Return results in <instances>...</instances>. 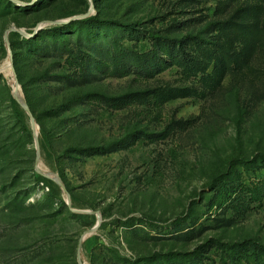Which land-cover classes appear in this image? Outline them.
Wrapping results in <instances>:
<instances>
[{
    "label": "rangeland",
    "instance_id": "rangeland-1",
    "mask_svg": "<svg viewBox=\"0 0 264 264\" xmlns=\"http://www.w3.org/2000/svg\"><path fill=\"white\" fill-rule=\"evenodd\" d=\"M258 7L0 0V264H264V44L207 56Z\"/></svg>",
    "mask_w": 264,
    "mask_h": 264
},
{
    "label": "trees",
    "instance_id": "trees-1",
    "mask_svg": "<svg viewBox=\"0 0 264 264\" xmlns=\"http://www.w3.org/2000/svg\"><path fill=\"white\" fill-rule=\"evenodd\" d=\"M258 1L261 7L239 11V15H232L219 23L220 30L217 40L209 46L207 56H215L222 61V64L226 65L227 69H230L244 67L248 60L259 52L264 44V8L262 7L264 0ZM131 30L133 33H138L136 29ZM237 40H239V44L236 45ZM180 49L182 56L186 57V46L182 47L180 44ZM164 61L167 64H172L171 58ZM12 101L15 102L14 98ZM42 134L45 142L49 143L44 128H42ZM43 179L48 180L46 177ZM220 192L222 193V191ZM221 193L218 195L219 198ZM219 204H225V199H220Z\"/></svg>",
    "mask_w": 264,
    "mask_h": 264
},
{
    "label": "water",
    "instance_id": "water-1",
    "mask_svg": "<svg viewBox=\"0 0 264 264\" xmlns=\"http://www.w3.org/2000/svg\"><path fill=\"white\" fill-rule=\"evenodd\" d=\"M9 50L11 51L10 47H9ZM10 65H11V66L13 65V63H12V58H11V61H10ZM12 69H13V67H12ZM15 81H16V80H15ZM15 88H16V97H17V99H20L19 94H18V83H17V82H15ZM25 108H26V111H27V112L29 113V115L31 116L32 126H33V127H36V126H35V125H36V123H35V119H34L33 115L31 114V111L28 109L27 106H25ZM41 173L44 174L43 172H41ZM44 175H47V174H44ZM47 176L52 177L54 180H56V181L61 185V187L63 188V190H64V191L67 193V195H68V200H70V194L67 192L66 187H65L63 181L58 177V175L55 174V173H51V174H49V175H47ZM97 214L99 215V213H97ZM98 226H99V224L96 225V227H94V228H93L92 230H90L89 232H86L85 235H84V238H86V237L89 236L90 234L94 233V232L97 230ZM78 256H79V258H81L80 253L78 254Z\"/></svg>",
    "mask_w": 264,
    "mask_h": 264
},
{
    "label": "bare ground",
    "instance_id": "bare-ground-1",
    "mask_svg": "<svg viewBox=\"0 0 264 264\" xmlns=\"http://www.w3.org/2000/svg\"><path fill=\"white\" fill-rule=\"evenodd\" d=\"M10 65V64H9ZM3 66H1L0 68H2ZM84 264H88L87 262H84Z\"/></svg>",
    "mask_w": 264,
    "mask_h": 264
}]
</instances>
